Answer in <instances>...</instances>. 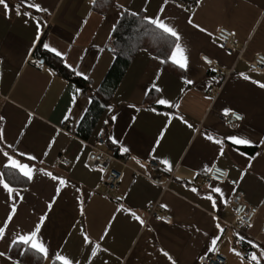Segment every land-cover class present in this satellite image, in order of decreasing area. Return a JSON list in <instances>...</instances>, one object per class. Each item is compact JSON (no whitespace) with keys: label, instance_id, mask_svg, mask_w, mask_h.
I'll return each mask as SVG.
<instances>
[{"label":"crops","instance_id":"obj_1","mask_svg":"<svg viewBox=\"0 0 264 264\" xmlns=\"http://www.w3.org/2000/svg\"><path fill=\"white\" fill-rule=\"evenodd\" d=\"M7 2L12 6L19 0ZM175 2L188 11L176 8L173 0H169L163 16L181 33L188 58L187 72L174 65L165 68L151 58L155 55L145 49L138 50L111 96L109 104L118 119L111 121L105 108L88 138L79 137L76 128L89 105L86 98L98 87L114 58L108 44L111 25L117 23L114 5L119 3L138 11L145 7L144 0H114L105 9L97 8L90 0H42V7L48 8L47 13L21 7V12H31L36 20L17 16L14 9L6 17L0 10V116L5 118L2 122L5 141L13 144L19 141V150H30L37 155L34 162L37 167L68 178L81 188L84 195L85 214L81 217L74 189L70 186L62 191L42 228V238L50 244L51 252L59 251L70 258L80 259L83 264L90 248L83 243L80 228L84 227L92 241L97 242L111 222L108 234L100 241L111 255L101 252L94 258L93 264H103L105 260L108 264H170L160 253L161 248L173 256L176 264H200L198 256L203 254L207 240L215 231L211 215H218L224 228L218 241V253L225 257L226 264H249L247 254L253 251L259 256V250L253 249L247 239L236 244L235 232L264 246V232L260 231L264 222V145L259 144V140L264 138V89L239 75L243 72L253 80L264 82V72L251 70L247 65L255 54L264 55V0H201L198 8L194 0ZM161 3L162 0H149L147 14H154ZM190 15L194 24L207 29L206 33L187 23ZM37 21L40 22L42 36L34 47L32 42L36 36ZM218 28L234 33L233 50L220 47V40L215 36ZM43 41L66 52V60L73 66L81 56L84 57L79 70L89 76L86 90L35 54L37 46L43 48ZM203 55L214 61L211 66L201 59ZM37 60L42 62V69L35 67ZM213 67L216 72L211 71ZM158 68L162 72L155 82L163 89L165 97L179 100V109L155 105L154 99L158 94L154 90L148 96L144 95ZM48 69H52L55 75L50 76ZM182 76L194 83L186 85ZM211 86L219 87L216 94L211 91ZM75 88H80L83 95L77 98L72 119L61 124L70 106V93ZM130 104H135L140 111L129 107ZM153 107L157 109L155 113L149 110ZM224 108L242 115V120L235 127L224 124ZM169 111L174 116H183L193 127L188 128L179 119L173 118L157 145L156 140L167 119L161 113ZM28 113L33 119L25 128ZM105 119H109L107 125L103 123ZM22 128L23 137L20 136ZM102 128L104 143L98 144L97 133ZM205 132L219 139H223L225 134L241 135L254 143L233 145L226 142L224 155L218 157V146L200 135ZM54 135L57 137L55 144L45 157L42 153L47 150L46 145ZM109 136L118 138L129 148V152L121 153L120 145L113 144ZM93 146L111 154L116 151L118 156L113 154L115 157L126 159L128 167L122 168V178L112 191L100 185L102 172L85 165V158ZM149 153L158 161L168 158L173 170L166 172L161 164L159 169H153L149 164ZM133 156L145 167L141 168L132 159ZM60 157L70 160V164H55ZM40 160L43 164L39 163ZM212 161L226 169L229 178L238 180L241 172L245 173L239 184L231 185L225 181L222 186L228 196L232 194L230 189L235 187L236 192L242 193L244 202L258 208L251 228L230 227L228 223L234 220L233 210L218 204L217 211L213 212L209 201L202 198L209 191V184L215 186L221 183L206 180L208 171L205 165L211 168ZM112 166L121 169L117 161ZM53 185L54 182L41 174H36L33 181L24 186L12 185L27 188L28 191L23 192L24 199L18 204L10 230L18 227L27 231L34 226L53 194ZM193 186L198 188L199 196L190 191ZM6 195L0 188V220L8 211L4 203ZM151 202L157 203L159 210L172 215L171 223L147 218L146 207ZM120 204L139 215L147 227H141L128 213H116L115 209ZM161 204L167 205V208H161ZM193 225L200 232H196ZM204 232L210 236L204 237ZM231 247L245 255V259L241 261L230 252ZM0 251L6 253L5 257H0V264H13L18 259V255L9 254L6 241L0 240ZM9 255L11 260L7 259ZM53 261L51 257H42L40 264H51Z\"/></svg>","mask_w":264,"mask_h":264},{"label":"snow or ice","instance_id":"obj_2","mask_svg":"<svg viewBox=\"0 0 264 264\" xmlns=\"http://www.w3.org/2000/svg\"><path fill=\"white\" fill-rule=\"evenodd\" d=\"M96 0H90V3L94 4ZM149 0H144L145 7L140 8L138 11L132 10L130 7H127L125 5L116 3L114 5L115 9H117L116 12V19L117 23H113L111 25V28L109 30L108 35L112 36L113 32L116 31L118 27V23L121 21V19L125 15H130L131 17L138 20L141 24L150 27L158 34L162 35L163 43L168 44V50L167 54L164 57H161L160 55L152 56V59L158 60L160 64H167L171 63L172 65L178 67L184 72H187L188 69V58L186 55V47L182 43V36L177 27H175L172 23H170L166 17L163 16L166 10V6L169 5V0H162V3L160 4L158 10L154 14H147V7ZM173 3L176 8L182 9L184 12H187V8H185L182 4L176 3L175 0H173ZM194 3L196 5V8L200 6L201 0H194ZM25 7L27 9L35 10L37 13H47L48 8L42 7V0H19V3H16L15 5L10 6V4L7 2V0H0V10H2L4 16H8L9 12L11 10H15V14L17 16L23 15L25 17H30L33 20H36V17H33L31 15V12L29 11H23L21 12V7ZM195 12V9H193V13ZM143 13V15H141ZM91 13H89L90 15ZM27 22V21H25ZM87 21L85 20V23ZM187 23L191 25L193 28L197 29L198 31L202 33H206L207 29L201 27L199 24L193 23L192 16L187 17ZM223 31V30H221ZM78 35V33H77ZM208 36H211L212 33H207ZM231 35H234V33H231ZM42 31H41V25L40 22L37 21L36 23V36L33 40L32 44L35 47L37 45V41L41 40ZM169 38H171V41L169 42ZM223 38V37H222ZM45 50H47L50 53H53L56 57L60 58L61 62L64 64V66L71 70L72 74L76 76H80L83 79L87 80L89 79V76L86 72L80 71L79 66L80 63L83 61L84 57L81 56L79 60L77 61L76 66H73L72 64H69L66 60L67 53L61 52L57 50L56 47L50 45L49 42L43 41L41 45ZM221 48L224 47L223 44L220 45ZM31 52V49H29ZM201 59L204 61V63L208 66H211L213 64V60L209 59L208 56H202ZM35 63L42 66V62L37 60ZM212 72H216V68H211ZM162 72V69H157L154 80L150 83L149 87H147L144 91V95L148 96L151 91H155L158 96L154 99L155 105H161L165 106L168 109H179L180 102L179 100H173L170 98H167L163 95V89L157 85L155 82L159 79L160 74ZM48 73L50 76L55 75V73L52 71V69H48ZM239 75L246 81L250 80L252 84L257 85L260 89H264V82H260L257 80L251 79L250 76L245 75L243 72L239 73ZM181 79L186 85H191L194 83L193 80L188 79L186 76H182ZM215 79V78H213ZM211 83V82H210ZM183 91V89H181ZM82 90L80 88H75L70 93V106L66 110V112L63 115V118L61 120V124H64L69 119H72V113L73 109L77 106L78 100L77 98L79 96H82ZM92 97L89 96L86 98V103L91 104ZM101 107L106 108V111L109 113V119L111 121H116L118 119L117 115L114 114L113 106L111 104H103ZM129 107L134 108L136 111H140L139 108L136 107L135 104H130ZM87 110V109H85ZM152 112H156L157 109L155 107L149 109ZM224 115L227 116L229 113L231 116L239 121L242 119V117L235 111H232L230 108H224L223 109ZM163 114L167 119L165 123V128L161 130L159 137L156 140V144L159 145L160 140L164 136V132L167 130L168 124L171 122L173 118L179 119L182 123H184L188 128H192L193 125L189 123L183 116L176 114L175 116L169 111L161 113ZM4 117L0 116V168L4 169L8 173L15 174V182H31L33 181L36 174H41L47 178H49L52 182H54L53 185V194L49 198V200L45 204V208L41 215H39L37 221L35 222L34 226L30 230H23L19 229L17 227L16 230H10L9 225L13 221L14 216L17 213L18 204L20 201L24 199L23 192H27V188H16L12 186L13 181L6 179L5 171H0V188H2L6 192V198H5V205L8 209L6 212V216L4 219L0 220V240L7 242V248L10 251L14 246L19 248L18 255L19 256H27L28 253H35L40 257H43L44 259H48L51 257L54 261L58 262V264H82V261L80 259H73L70 258L66 254H61V252H51L50 251V244H46L43 240V233L42 228L45 226L46 220L49 218V214L53 211L54 205L58 203V198L61 196L62 191L67 190L68 187H72L75 192V201H76V207L79 211V215L81 217L84 216V195L82 194V190L80 187L75 186L71 183V181L68 178H65L59 174H53L52 171H48L43 167H37L36 162L37 161V155L33 154L30 150H19L17 143H8L5 141L4 134H3V125L2 122L4 121ZM33 119V116L31 113H28V119L27 123L25 124V128L30 125L31 121ZM109 119H105L103 123L107 125L109 123ZM232 127H235V125H231ZM24 129H21L20 136L23 137L24 135ZM59 134V133H57ZM104 134V129H100V131L97 133L98 136H101ZM201 136L204 137L209 142H212L216 146H218V152L217 156H223L225 153V143L230 142L233 145H252L254 142L250 138H245L241 135H228L225 134L223 136V139L216 138L211 133H200ZM56 135L52 136L51 139L48 141L46 148L42 155L47 157L49 155V151L52 149V147L55 144L56 141ZM109 139L113 144H119V151L121 153H127L129 152V148L124 146L120 143L118 138H114L112 136H109ZM260 145H264V138H261L259 140ZM155 149H153L154 151ZM259 155V153H257ZM149 157L152 160H156L157 157L154 155H151L149 153ZM77 160H79V156L76 157ZM132 159L141 167L144 168L145 165L141 163L139 159H137L135 156L132 157ZM40 164H43V160L39 161ZM159 163L164 166V171L171 172L173 170V166L171 161L168 158H160ZM250 166V164H249ZM100 172H104V168L100 167L98 169ZM205 170L210 172L211 178L214 181H220L221 183L216 184L213 186L212 184L208 185L209 191L202 197L203 199H206L209 201L210 207L213 212L217 211L218 204L227 206L229 203V200H231L233 197L236 199H239V196L236 195V188L233 187L230 189L232 196L226 195L224 188L222 186L223 181L228 176V171L224 170L222 171L220 168L216 166L215 161L211 162V168H208L207 165H205ZM195 175V173H194ZM245 173L241 172L240 178L236 181H232L233 184H239L240 180L243 179ZM177 180L181 179V177H176ZM190 191L200 195L198 188L196 186H193L190 188ZM117 201L119 203V198H117ZM161 208H167V205L161 204ZM240 211V210H237ZM116 213H128L131 215V217L137 221L141 227H147L145 224V221L137 215L135 212H131L128 208H125L123 204H120L119 207L115 209ZM112 219L114 220L115 217L113 216ZM157 220H162L165 223H171L170 220L166 219L165 217H156ZM210 221L214 225L215 231L211 234L208 232H204V237L208 238L210 236V239L207 240L205 245V250L202 255L198 256V259L200 261H204L206 258L210 257V254L216 253L219 250V244L218 241L221 239V235L224 232V228L219 223V217L218 215H211ZM243 222V221H242ZM249 228L252 227L251 224L247 225ZM73 227H76V225H73ZM111 227V222H109L108 225H106L103 234H101L98 238L97 242H93L91 237L89 236L88 232L84 227L80 228V234L83 238V243L90 248V252L87 255V258L83 261V264H93L94 258H96L101 252L103 253H109V249L102 247L100 241H103L108 234V230ZM196 232H200V229L198 227H195ZM149 231H152L151 228H148ZM235 243L240 244L241 242H244L247 239V243L251 245L253 249L259 250V256L256 254L255 251H253L250 254H247V259L249 261V264H262V261H264V246H261L254 242L250 238H246L244 235H242L240 232H235ZM160 253L163 257L167 259L170 264H176V260L173 258L172 255L163 248H161ZM229 251L234 253L237 257L243 261L245 259V255H242L240 251H237L235 247L229 248ZM111 255V253H109ZM6 253L4 251H0V257H5ZM8 260H11L12 257L9 255L7 256ZM118 259V258H117ZM13 264H21V261L17 259L13 262ZM103 264H108V261H104Z\"/></svg>","mask_w":264,"mask_h":264},{"label":"trees","instance_id":"obj_3","mask_svg":"<svg viewBox=\"0 0 264 264\" xmlns=\"http://www.w3.org/2000/svg\"><path fill=\"white\" fill-rule=\"evenodd\" d=\"M113 1L114 0H96L94 5L97 6V8L105 9ZM170 41L171 38H169V42ZM108 44L111 47L114 58L98 87L90 92L93 102L88 105L87 110H85L76 128V134L81 138L89 137L105 110L101 105L110 103L112 93L134 54L140 49H145L152 55H160L161 57H164L168 50V44L163 43L161 34H158L150 27L141 24L130 15H125L121 19L116 31L109 37ZM35 54L50 62L60 74L74 81L81 89L86 90L88 88L87 80L73 75L71 71L62 64L59 58L53 54L46 52L40 46L36 47ZM171 66L173 65L170 62L163 64V67L165 68ZM113 154L117 155L116 151ZM2 171L5 170L3 169ZM5 175L6 179L13 181V186H24L27 183V181L20 183L15 182V174L8 173L7 171H5ZM18 251L19 248L14 246L9 251V254L11 256H16L18 255ZM18 259L23 264H40L42 257L30 252L27 256L18 255ZM51 264H58V262L53 261Z\"/></svg>","mask_w":264,"mask_h":264},{"label":"built area","instance_id":"obj_4","mask_svg":"<svg viewBox=\"0 0 264 264\" xmlns=\"http://www.w3.org/2000/svg\"><path fill=\"white\" fill-rule=\"evenodd\" d=\"M231 33L232 32L226 28H218L215 32V36L218 37L220 40V45L223 44L224 45L223 48L226 50L234 49L233 35H231ZM34 65L38 69L43 68V66L37 63H34ZM247 65L251 70L264 72V55L255 54L250 60L247 61ZM210 89L212 92L216 94L218 92L219 87L211 86ZM238 114L242 117L240 113ZM222 120L225 125L231 126V125H235L236 123H239L242 119L237 121L229 113L227 116L223 114ZM97 143L98 144L104 143L103 135L98 136ZM114 161H117L121 165V169H116L112 166V163ZM59 163L68 166L70 164V160L60 157L55 161V164H59ZM149 164L153 169H159L161 167L158 160L150 159ZM85 165L91 169L98 170L100 167H103L105 169L100 177L99 183L100 185H103L107 191H112L116 187V185L119 183V181L122 178V168L128 167L125 158H117L113 154L100 149L98 146H93L90 152L87 154L85 158ZM217 167L220 168L222 171L226 170L219 166ZM211 175L212 174L210 172H207L205 176L207 181L212 180ZM225 181L231 185H235L232 183V181H236V180L233 178H229L227 176V178L223 182ZM163 187L166 188V185H164ZM236 195L239 196V199L233 197L231 200H229V203L227 205L233 210V214H234V220L228 223V225L234 228L246 229L248 227L247 226L248 224H252L258 212V208L256 206H249L246 202H244L242 193L236 192ZM229 196H232V194H230ZM146 216L147 218L153 217L155 219L157 216H160V217H165L166 219L172 221V215L169 212L159 210L157 208V203L155 202H151L147 204ZM260 231L264 232V222L260 228ZM200 264H226V259L224 256L216 252L210 254V257L206 258L204 261H200Z\"/></svg>","mask_w":264,"mask_h":264}]
</instances>
